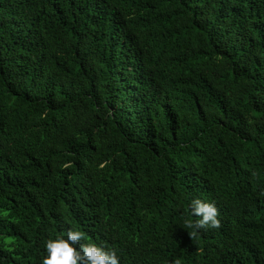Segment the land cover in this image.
<instances>
[{"label": "trees", "instance_id": "1", "mask_svg": "<svg viewBox=\"0 0 264 264\" xmlns=\"http://www.w3.org/2000/svg\"><path fill=\"white\" fill-rule=\"evenodd\" d=\"M197 198L221 227L191 238ZM70 229L264 264V0H0V264Z\"/></svg>", "mask_w": 264, "mask_h": 264}, {"label": "clouds", "instance_id": "2", "mask_svg": "<svg viewBox=\"0 0 264 264\" xmlns=\"http://www.w3.org/2000/svg\"><path fill=\"white\" fill-rule=\"evenodd\" d=\"M195 216L193 221L190 217ZM190 217L185 218L184 227L194 229L189 232L194 238L200 229H218L221 227L219 210L214 203L204 202L197 198L191 202ZM85 233L78 230H69L67 239L57 237L46 243L47 256L43 264H120L119 257L114 249L106 250L94 243H81ZM173 264H181L176 259Z\"/></svg>", "mask_w": 264, "mask_h": 264}]
</instances>
